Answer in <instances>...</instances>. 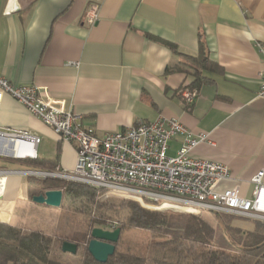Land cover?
<instances>
[{
  "label": "crops",
  "instance_id": "1",
  "mask_svg": "<svg viewBox=\"0 0 264 264\" xmlns=\"http://www.w3.org/2000/svg\"><path fill=\"white\" fill-rule=\"evenodd\" d=\"M93 2L0 0V73L13 84L45 88L96 135L175 117L193 136H207L192 157L228 167L231 177L220 188L239 186L250 198V178L264 169V97L257 95L262 55L256 46L264 42V0H101L90 23L86 12ZM199 39L219 68L205 72L209 80L187 109L180 90L191 76L165 69L184 60L181 53L197 54ZM1 128L38 136L36 157L55 161L50 168L26 160L25 169L74 167L75 144L8 94L0 101ZM184 139L180 133L170 140L168 154ZM24 177L31 176H7L0 199L6 223H12L15 201L37 191L22 184ZM2 184L0 179V191Z\"/></svg>",
  "mask_w": 264,
  "mask_h": 264
},
{
  "label": "built area",
  "instance_id": "2",
  "mask_svg": "<svg viewBox=\"0 0 264 264\" xmlns=\"http://www.w3.org/2000/svg\"><path fill=\"white\" fill-rule=\"evenodd\" d=\"M99 1L94 0L86 12L90 23L96 18ZM256 46L262 55L257 95L264 97V42ZM3 94L22 104L62 140L73 142L76 158L70 170L0 168V179H3L0 199L7 176L27 174L79 182L102 188L106 194L148 200L158 204L156 208L160 209L192 213L211 211L264 222V169L250 178L253 185L250 198L240 195L239 186L221 189L220 183L231 177L228 167L211 159L192 157L190 152L207 136H193L175 117L160 116L96 135L82 126L79 114L66 110L43 87L13 84L0 73V101ZM180 95L188 109L197 90L182 88ZM180 133L185 134V139L176 153L169 155V142ZM39 141L38 136L27 131L1 128L0 156L15 160L35 158ZM16 142L21 151L29 149L33 153H14Z\"/></svg>",
  "mask_w": 264,
  "mask_h": 264
},
{
  "label": "trees",
  "instance_id": "3",
  "mask_svg": "<svg viewBox=\"0 0 264 264\" xmlns=\"http://www.w3.org/2000/svg\"><path fill=\"white\" fill-rule=\"evenodd\" d=\"M173 51L176 47L167 43ZM184 60L167 66L165 73L183 71L191 81L183 88L196 89L209 80L205 72L216 71L219 66L208 55L204 42L199 39V51L195 55L181 53ZM33 166L53 167L55 161L38 156L26 159ZM41 186L30 198L47 189H59L65 195L82 196L90 203L88 232L92 224L105 229L120 227L115 251L106 262L96 261L87 251L86 244L75 241L82 254L79 264H264V223L258 222L251 230L224 222L222 228L214 226L202 215L171 213L150 210L138 202L124 198L99 200L102 188L59 178H39ZM122 213V214H121ZM111 221V222H108ZM147 229L157 235L143 252L130 249L122 240L126 228ZM86 231V232H87ZM87 232V233H88ZM67 237L26 229L20 225L0 222V264H65L51 257L56 245Z\"/></svg>",
  "mask_w": 264,
  "mask_h": 264
},
{
  "label": "rangeland",
  "instance_id": "4",
  "mask_svg": "<svg viewBox=\"0 0 264 264\" xmlns=\"http://www.w3.org/2000/svg\"><path fill=\"white\" fill-rule=\"evenodd\" d=\"M26 160H15L7 157L0 156V165H5L6 167L15 169H25ZM30 178L24 177V185L37 186V190L41 186L39 178L41 176H32ZM60 179V178H59ZM64 180V179H63ZM68 181V180H67ZM124 198L131 199L138 202L144 208L150 210H158L171 213H192L182 210H172V209H160L158 204L152 203L148 200L120 197L116 195L106 194L105 191L99 195V200H104L106 198ZM91 210V205L82 196L65 195L62 197L60 206L47 205L44 203H37L32 200V198L23 199L19 198L14 203L13 212V225H20L26 229L40 230L44 233L56 236L67 237L71 240L81 241L87 245L90 239V231L93 227H102L98 224H92L90 231L88 232L89 223V212ZM122 214V213H121ZM196 215H202L214 226L222 228L224 222L227 224L240 227L242 229H253L256 227L258 222L254 219L237 216V215H226L224 213H215L211 211H203L200 213H192ZM111 222V221H108ZM118 221H114L115 224ZM264 223V222H262ZM223 230V228H222ZM88 233H87V232ZM122 240L128 243L129 247L133 251L143 252L146 245L158 236L147 229L140 228H126L123 229ZM69 241V240H66ZM82 250L79 247L76 253L64 252L61 246L58 248L56 245L55 249L51 253V257L58 259L65 264H79L81 258Z\"/></svg>",
  "mask_w": 264,
  "mask_h": 264
},
{
  "label": "water",
  "instance_id": "5",
  "mask_svg": "<svg viewBox=\"0 0 264 264\" xmlns=\"http://www.w3.org/2000/svg\"><path fill=\"white\" fill-rule=\"evenodd\" d=\"M32 200L37 203L60 206L62 201V191L59 189H47L32 196ZM0 222H4L1 220ZM121 229H105L93 227L90 231V239L86 245L87 251L99 262H106L108 257L115 251V244L119 239ZM61 249L64 252L76 253L78 245L73 241H63Z\"/></svg>",
  "mask_w": 264,
  "mask_h": 264
},
{
  "label": "bare ground",
  "instance_id": "6",
  "mask_svg": "<svg viewBox=\"0 0 264 264\" xmlns=\"http://www.w3.org/2000/svg\"><path fill=\"white\" fill-rule=\"evenodd\" d=\"M13 151H14V153H16V154H26V153H29V152H31V153H33V151H30L29 149H25V150H23V151H21L20 150V144H19V142H16L15 143V145H14V149H12ZM11 150V151H12ZM0 194H1V191H0Z\"/></svg>",
  "mask_w": 264,
  "mask_h": 264
}]
</instances>
